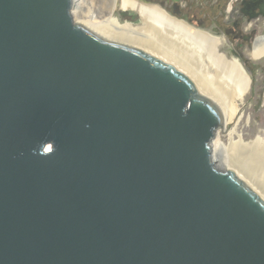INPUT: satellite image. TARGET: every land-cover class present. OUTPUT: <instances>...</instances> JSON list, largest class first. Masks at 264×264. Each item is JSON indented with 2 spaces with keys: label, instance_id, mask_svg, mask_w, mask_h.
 I'll return each instance as SVG.
<instances>
[{
  "label": "water",
  "instance_id": "water-1",
  "mask_svg": "<svg viewBox=\"0 0 264 264\" xmlns=\"http://www.w3.org/2000/svg\"><path fill=\"white\" fill-rule=\"evenodd\" d=\"M73 4L0 0V264H264V200L212 159L217 104Z\"/></svg>",
  "mask_w": 264,
  "mask_h": 264
},
{
  "label": "bare ground",
  "instance_id": "bare-ground-1",
  "mask_svg": "<svg viewBox=\"0 0 264 264\" xmlns=\"http://www.w3.org/2000/svg\"><path fill=\"white\" fill-rule=\"evenodd\" d=\"M163 8L145 0H104L101 8L74 0L72 16L76 23L112 43L142 50L175 67L201 95L216 103L224 124L212 140V159L219 170L232 171L264 200L257 181L248 178L249 173L264 165V148H258L257 142L251 146L244 143L243 135L235 130L227 134L232 148L222 144L224 134L235 123L251 93L252 74L233 55L223 35L194 27ZM120 13H131L138 22L122 20ZM245 54L253 62L264 59V31L253 39ZM195 61L204 69V76L190 67Z\"/></svg>",
  "mask_w": 264,
  "mask_h": 264
},
{
  "label": "rangeland",
  "instance_id": "rangeland-1",
  "mask_svg": "<svg viewBox=\"0 0 264 264\" xmlns=\"http://www.w3.org/2000/svg\"><path fill=\"white\" fill-rule=\"evenodd\" d=\"M103 1L104 0H84L86 6L92 5L100 8L103 6ZM145 1L161 5L169 14L190 23V25L194 27L206 31H213L226 38L232 49L233 55L240 59L247 70L252 74L253 84L251 93L247 97L235 123L229 126L228 131L224 134L222 144L228 148L231 146L229 145L230 141L227 134H229L231 130H235L243 135L244 143L251 146L257 142L259 145L258 148H264V59L258 63L253 62L245 54L246 51L251 49L253 39L259 35L261 30V32L264 31V18L249 21L248 16L243 11L245 8L244 2L249 0ZM119 16L122 20L134 23L138 22L137 17L131 13H120ZM250 24H252V26L247 29ZM253 30L257 31V33H253ZM177 44H179V42H177ZM179 46L182 45H178L177 48H179ZM182 48L183 47H181V49L179 48L180 52L183 51ZM190 67L193 70L195 69L197 73L199 72V74H202V76L205 75L204 69L200 67L197 61ZM233 140L234 142L237 141L235 137ZM263 170L264 165L256 169V171L253 172L254 174L251 173L252 176L247 172V174L249 173V176H247L251 181H257L259 183L256 182L259 189H262L261 192L263 191L262 195H264Z\"/></svg>",
  "mask_w": 264,
  "mask_h": 264
},
{
  "label": "flooded vegetation",
  "instance_id": "flooded-vegetation-1",
  "mask_svg": "<svg viewBox=\"0 0 264 264\" xmlns=\"http://www.w3.org/2000/svg\"><path fill=\"white\" fill-rule=\"evenodd\" d=\"M244 5L243 11L248 17L254 18L258 16L259 18H264V0H249L245 1Z\"/></svg>",
  "mask_w": 264,
  "mask_h": 264
}]
</instances>
